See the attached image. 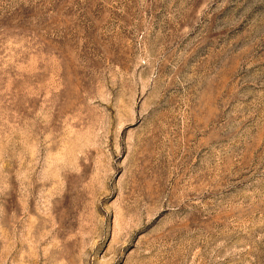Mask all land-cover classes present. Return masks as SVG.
<instances>
[{"label": "rangeland", "instance_id": "374dc122", "mask_svg": "<svg viewBox=\"0 0 264 264\" xmlns=\"http://www.w3.org/2000/svg\"><path fill=\"white\" fill-rule=\"evenodd\" d=\"M0 264H264V0H0Z\"/></svg>", "mask_w": 264, "mask_h": 264}]
</instances>
